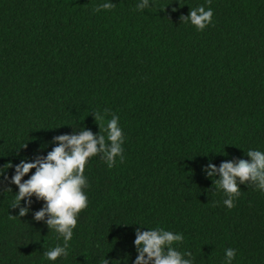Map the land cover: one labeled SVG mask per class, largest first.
<instances>
[{
    "label": "trees",
    "instance_id": "obj_1",
    "mask_svg": "<svg viewBox=\"0 0 264 264\" xmlns=\"http://www.w3.org/2000/svg\"><path fill=\"white\" fill-rule=\"evenodd\" d=\"M140 2L0 0V167L113 114L123 132V161L88 159V206L55 261L44 252L63 237L32 215L44 201L19 217L0 176V264H133L137 227L182 234L173 247L193 264H226L227 248L231 264H264V191L240 184L229 209L202 170L264 152V0ZM199 6L213 10L203 31L180 20Z\"/></svg>",
    "mask_w": 264,
    "mask_h": 264
},
{
    "label": "clouds",
    "instance_id": "obj_2",
    "mask_svg": "<svg viewBox=\"0 0 264 264\" xmlns=\"http://www.w3.org/2000/svg\"><path fill=\"white\" fill-rule=\"evenodd\" d=\"M210 3L211 0H208ZM114 3L106 2L98 5L94 10H111ZM149 7V0H141L136 5L137 10ZM213 10L209 7L199 6L189 11L187 16H181L180 20L190 22L197 31H203L211 24ZM109 113L108 109L104 113H93L95 120L103 121ZM119 118L112 115L107 122L106 128H101L99 132L93 134L91 130L83 128L81 131H74L71 134H62L53 137L51 143L55 145L46 156L37 155L31 162L21 160L13 166L11 162L0 167V176L9 184H15L18 192L15 194V202L12 208H19V217L25 216L29 212L32 197L37 201H44L40 210L35 211L33 219L43 221L48 229L55 230L63 237L64 245H57L51 250L44 252V256L55 261L61 256H67L68 241L72 239L73 229L77 224V215L88 206V197L83 189L87 186L84 176L85 165L88 159L102 154L108 167L115 164L116 157L123 161V132L118 124ZM107 134V141L105 135ZM26 147V145L24 146ZM246 156L250 159L234 158L221 162L219 167L209 162L202 170L207 177L219 176L215 183L227 195L223 201L224 205L231 209L234 205V197L240 194V184H252L261 191H264V152L250 149ZM14 167V174L11 179L5 175L6 169ZM35 169L28 179L22 180L25 175ZM3 183V182H0ZM3 191L11 192V188H4ZM24 201V206L20 202ZM47 217V218H46ZM182 234L160 229H148L141 231L139 227L135 229V250L137 256L133 264H193L191 252L181 253L173 247L175 242H182ZM236 256V250L225 249L226 264ZM103 264H109L104 259Z\"/></svg>",
    "mask_w": 264,
    "mask_h": 264
}]
</instances>
